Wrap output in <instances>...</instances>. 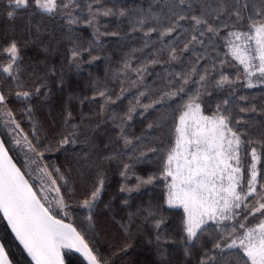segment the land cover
<instances>
[{"label": "snow or ice", "instance_id": "obj_1", "mask_svg": "<svg viewBox=\"0 0 264 264\" xmlns=\"http://www.w3.org/2000/svg\"><path fill=\"white\" fill-rule=\"evenodd\" d=\"M0 4L8 18L25 10L29 17L65 19L69 32L76 23L92 27L94 40L89 48L69 36L67 61L77 69L82 53L101 46L98 17L114 13V8L97 0H0ZM127 14L126 9L119 10V15ZM130 23L129 31H145L146 41L151 39L148 33H158L161 47L153 46L143 60L133 49L114 70V79L122 73L130 86H143L123 113L113 111L105 120L107 107L115 101L106 83L93 82V96L103 102L99 121L87 127L83 126L86 114H81V123H74L67 107L56 130L45 127L36 118L32 100L46 101L52 95L49 79L57 75L54 67L25 77L19 39L0 41V219L18 242L12 250L7 231L0 233V264H110L99 246L96 209L113 162L123 164L121 177L135 175L134 185L121 183L122 192L144 186L158 189L147 205L128 213V221L112 216L125 233L135 217L159 230L171 216V230L155 235L158 246L163 236L191 256L190 245H198L197 264H264V124L256 129L255 122L242 123L244 118L235 108L240 113L248 108L233 103L240 82L249 88L264 86V0H166L159 11L151 6L139 10ZM25 31L32 36L31 27ZM187 52L193 55L187 57ZM171 62H178L180 69L165 70L151 87L145 83L148 65ZM226 65L231 72L225 71ZM56 83H65L62 70ZM123 83L120 95L127 91ZM210 84L214 89H229L214 106L206 100ZM13 97L27 103L19 109L9 107ZM260 110L264 112V105ZM135 115L148 120L141 135L130 133L129 121ZM26 119L28 130L23 126ZM108 121L114 139L101 152L93 133ZM69 144L88 147L86 171L78 172L86 183L82 199H77L71 170L48 159ZM124 156L133 163L148 161L153 167L146 175H137ZM72 200L87 212L79 222ZM123 203L128 206L127 200ZM105 208L111 211L110 204Z\"/></svg>", "mask_w": 264, "mask_h": 264}, {"label": "trees", "instance_id": "obj_2", "mask_svg": "<svg viewBox=\"0 0 264 264\" xmlns=\"http://www.w3.org/2000/svg\"><path fill=\"white\" fill-rule=\"evenodd\" d=\"M82 2L86 3L89 0H82ZM97 2L102 3L105 7L114 8V13L109 16L98 17L99 32L97 35L101 46L91 51L90 54L82 53L79 69L68 64V49L72 40H76L84 48H89L90 41L94 40L92 27L82 22L76 23L70 26L71 31L69 32L65 19H52L39 15L29 17L25 10H19L14 18H8L3 5L0 4V41L7 37L19 39L21 63L27 69L24 73L25 77L28 76V72L35 71L39 74L53 67L57 74L51 75L49 79L52 95L46 101L35 98L32 100L35 105L36 118L43 122L45 127L52 126L53 130H56L61 124V115L65 107L72 112L74 123H81V114H86L83 126L95 125L100 119V103L103 101L99 96H93L94 81L106 83L115 101L107 107V112L104 114L105 120H107V115L113 111L117 113L126 111L137 92L129 91L120 95L121 80H124V87L127 79L122 73L120 79H114V70L120 66V61L125 53L131 52L133 49L138 50L135 52L136 57L143 60L152 51L153 46L161 47L160 41L156 39L158 33H148V37L151 39L146 41L145 31L140 29L129 31L132 27L130 19L139 10H147L150 6L153 11H159L160 6L166 0H97ZM121 8L126 9L128 14L119 15ZM86 18L85 15L84 19ZM29 19L31 20L30 25L28 24ZM37 25L41 29L39 32H37ZM27 27H31L32 36H29L25 31ZM69 36L72 37V40L69 39ZM146 43L147 46H145ZM167 43L168 39H164V44ZM179 47L182 48L183 43ZM197 51H200L199 46H197ZM192 55L191 52L186 53L187 57ZM92 57H96V59H92ZM163 59L167 61V56L165 55ZM147 67L148 71L144 75V81L151 87L154 82H159V77L165 75V70L172 72L179 70L181 66L178 62H171L170 65L157 63ZM61 70L64 74L65 83L63 86H58L56 80ZM225 71L231 72L232 67L226 65ZM131 76L134 78L135 73H132ZM139 90H143L142 85H140ZM209 91L211 95L206 100L213 106L218 99L222 100L229 94V89L226 86L223 89H214L210 84ZM235 93L237 99L233 103L248 108V111L243 113H240L239 107L235 108V112L244 118L242 123L255 122L254 128L259 129L261 124H264V112L260 110L261 105H264V86L249 88L240 82ZM117 97L119 98L117 99ZM239 97H247V100L241 101ZM26 103L27 101L17 100L13 97L9 107L19 109ZM147 123L148 120L135 115L133 120L129 121L130 133L141 135L145 131ZM23 126L25 130H28L30 122L26 119ZM93 136V142L98 146V149L101 152L105 151L104 145L108 143L109 139H114L111 121L101 125L100 130L93 133ZM81 138L83 139V136ZM111 147L113 146L110 145ZM87 151L88 147L83 144H69L64 146L63 150L53 152L48 156L49 160L55 161L62 168L71 170L69 175L76 181L73 187L76 189L77 199L83 198L82 193L86 187L85 181L79 179L78 172L86 171L84 155ZM12 155H14L13 152ZM122 159L124 162L133 164V170L137 175H146L153 167L148 161L133 163L128 156H124ZM122 168L123 164L117 166L116 162L108 167L107 183L96 209L97 231L102 237L99 246L102 252L109 257L110 264H197L201 251L198 245H190L193 254L185 256L183 247L178 243L168 241L163 236L159 246L155 242L157 231L161 233L170 231L174 226V219L167 212L165 215L169 216V219L159 230L150 221L141 217L133 218L132 222L128 224L129 231L127 233L124 232L119 223L114 222L113 215L117 221H128V213L147 205L158 191L157 188L147 186L132 194L122 192L120 190L122 182L132 185L136 183L135 175L130 174L126 178L127 181L121 177L120 170ZM125 200L128 201V206L123 203ZM69 203L72 205V209L76 210L78 222L87 215L86 211L79 210V205L75 200L69 201ZM106 204L111 205V211L105 208ZM6 231L9 247L14 250L18 242L14 241L10 230L6 229L5 221L0 219V233ZM125 245L128 246L125 247Z\"/></svg>", "mask_w": 264, "mask_h": 264}, {"label": "rangeland", "instance_id": "obj_3", "mask_svg": "<svg viewBox=\"0 0 264 264\" xmlns=\"http://www.w3.org/2000/svg\"><path fill=\"white\" fill-rule=\"evenodd\" d=\"M244 84H245V82H243ZM256 86H259V85H256ZM124 88H126L127 89V91H125L124 92V94L126 93V92H129V91H138L139 89H140V85H137V86H135V87H132V86H130L127 82H126V84L124 85ZM123 94V95H124ZM13 154L17 157V159H19L20 157L17 155V150H13ZM126 181H127V179H125ZM145 187H147V186H144V187H142V188H145ZM141 188V189H142ZM140 189V190H141ZM139 190V191H140ZM134 192H137V191H133V192H131V193H128V192H126L127 194H132V193H134Z\"/></svg>", "mask_w": 264, "mask_h": 264}, {"label": "water", "instance_id": "obj_4", "mask_svg": "<svg viewBox=\"0 0 264 264\" xmlns=\"http://www.w3.org/2000/svg\"><path fill=\"white\" fill-rule=\"evenodd\" d=\"M5 223H6V221H5Z\"/></svg>", "mask_w": 264, "mask_h": 264}]
</instances>
